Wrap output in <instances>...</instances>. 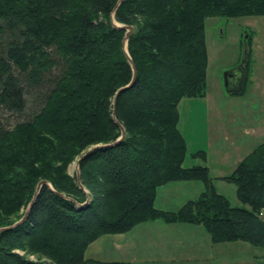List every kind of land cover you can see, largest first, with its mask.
<instances>
[{"label":"trees","instance_id":"obj_1","mask_svg":"<svg viewBox=\"0 0 264 264\" xmlns=\"http://www.w3.org/2000/svg\"><path fill=\"white\" fill-rule=\"evenodd\" d=\"M0 0V226L10 225L44 185L25 222L0 233V264H132L89 258L91 243L138 224H202L213 243L264 248V142L228 175L245 206H233L207 165H184L179 104L208 92L206 19L264 16V0ZM80 163L79 187L70 163ZM253 34L242 90L251 84ZM194 157L207 158L199 150ZM201 180L178 210L156 206L159 187ZM61 192L73 200L58 195ZM21 247L52 261L31 260Z\"/></svg>","mask_w":264,"mask_h":264},{"label":"rangeland","instance_id":"obj_2","mask_svg":"<svg viewBox=\"0 0 264 264\" xmlns=\"http://www.w3.org/2000/svg\"><path fill=\"white\" fill-rule=\"evenodd\" d=\"M249 33L254 36L250 76L252 82L248 84L245 95L232 96L227 91L224 75L228 70L239 66L244 68L249 48L247 44ZM206 44L209 55L207 69L209 98L207 100L206 98H187L181 101L179 104L180 127L184 130V136L189 141L192 154L199 150L209 152L210 144L215 145L212 148L214 158L221 159L217 156L216 150L221 151L224 155L229 154V158L226 160L228 163L223 167V171H225L223 176H225L233 172L230 170H232L231 167H234L237 158L234 157V144L227 140L226 130L223 127L227 128L237 143L243 142L237 153L238 156L246 157L264 142L263 133L258 136L251 135L249 139L242 135L245 127H255L261 123L264 130V16L208 17L206 19ZM233 97L234 100L230 104V99ZM184 127L186 128L184 129ZM87 150L76 156L70 163L68 172L71 175L77 177L79 171L81 175L80 164L78 165L77 162ZM230 152L233 153L232 158H230ZM187 155L190 157V152ZM198 158L200 157H196L194 161L200 163L197 165H201L205 159ZM237 165L235 166L237 167ZM212 166L215 165L212 164ZM82 186L88 193L83 184ZM235 187L234 184L225 181L221 184L220 189L230 199L233 206L249 208L248 204H243L239 200ZM26 210L27 207L22 209V215L13 223L20 220ZM261 216L264 218V211ZM223 247L225 248L219 253L225 256V260H220L222 258L219 254L216 264H264V248L262 247L246 241L225 244ZM14 251L31 260L52 261L44 254L33 253L29 249L17 247Z\"/></svg>","mask_w":264,"mask_h":264},{"label":"crops","instance_id":"obj_3","mask_svg":"<svg viewBox=\"0 0 264 264\" xmlns=\"http://www.w3.org/2000/svg\"><path fill=\"white\" fill-rule=\"evenodd\" d=\"M229 94L235 95L230 92ZM204 98L206 100L209 98L208 92ZM230 100V104H232L234 97ZM261 124H257L255 127H245L242 135L247 136L249 139L251 135L258 136L261 133L264 134ZM179 128L183 135H185L184 130L180 127V123ZM223 128L226 130L225 136L227 140H230L234 144V157L237 160H235L234 167H231L232 170H230L234 171L235 165L245 157L238 156L237 154L243 142L237 143L227 128ZM187 145L188 154L190 152L191 156H186L184 165L190 167L200 164L194 161L196 157L190 151L188 140ZM210 146L211 148L209 149L211 150L207 152V158L203 159L204 161L202 160L201 165H207L210 168L212 176L217 178L215 180L216 189L220 193L225 194L220 189L221 184L225 181L218 179V177H222L225 174L223 167L228 163L226 160L229 158V154L224 155L221 151L216 150L217 156L221 159L214 158L212 148L215 145L210 144ZM232 157L233 153L230 152V158ZM204 190L205 184L201 180L172 181L159 187L156 206L159 209L168 211L178 210L189 200L199 197ZM237 242L241 241L213 243L210 233L202 224L189 222L168 223L162 220H154L138 224L128 232L106 234L100 237L90 244L86 255L89 258L103 261H125L132 264H216L219 252L225 248L223 246ZM220 258H222L220 260H225L223 254H220Z\"/></svg>","mask_w":264,"mask_h":264},{"label":"water","instance_id":"obj_4","mask_svg":"<svg viewBox=\"0 0 264 264\" xmlns=\"http://www.w3.org/2000/svg\"><path fill=\"white\" fill-rule=\"evenodd\" d=\"M123 2V0H119L116 8H115V11L116 9L118 8V6ZM115 26L118 27V28H124L127 30L126 34H125V37H124V51L126 53V56L128 57L130 63L132 64V67H133V71H134V74H133V79L132 81L120 88L116 95H115V98H114V107H113V118H114V121L119 125L120 127V130H121V136L114 142L112 143H108V144H96L92 147H90L79 159H78V162L77 164L79 165L86 157H88V155L95 149L97 148H101V147H105V146H114V145H117L118 143H120L126 136V130H125V127L118 121V119L116 118V102H117V98L119 96V94L124 91L125 89H127L128 87L132 86L134 84V82L136 81V78H137V70H136V67L134 65V62L128 52V48H127V43H128V40L130 38V35L132 34V32L134 31V27L132 25H124V24H119V23H115ZM244 78H245V69L242 67V66H239L237 68H234V69H231V70H228L225 75H224V79H225V85H226V88H227V91L230 92V93H238L242 90V87H243V83H244ZM77 179H78V182H79V185L80 187L82 188V184H81V175H80V171L78 172L77 174ZM44 185H47L48 187L52 188L51 184L43 179L41 180L38 185H37V188H36V191H35V194L33 196V199L31 200V202L29 203L28 207H27V210L25 212V214L23 215V217L18 220L17 222L11 224V225H7V226H3V227H0V233L4 232V231H8V230H12L14 228H16L18 225L22 224L23 222L26 221V219L28 218V215L36 201V198L38 197V194L39 192L41 191L42 187ZM58 195L62 196V197H65L67 199H70V200H73L72 198L66 196L65 194L61 193V192H57L55 191Z\"/></svg>","mask_w":264,"mask_h":264}]
</instances>
